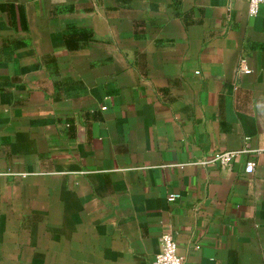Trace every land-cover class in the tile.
I'll return each instance as SVG.
<instances>
[{"label":"crops","instance_id":"0c3cea01","mask_svg":"<svg viewBox=\"0 0 264 264\" xmlns=\"http://www.w3.org/2000/svg\"><path fill=\"white\" fill-rule=\"evenodd\" d=\"M164 232L264 264V4L0 0V264H152Z\"/></svg>","mask_w":264,"mask_h":264},{"label":"built area","instance_id":"2783aa9c","mask_svg":"<svg viewBox=\"0 0 264 264\" xmlns=\"http://www.w3.org/2000/svg\"><path fill=\"white\" fill-rule=\"evenodd\" d=\"M247 13L249 16H255L264 0H246ZM250 67L244 57H240L237 65V73L248 74ZM198 73V72H196ZM236 151H219L211 154L209 157L199 161V164L218 163L221 166L228 167L237 156ZM254 171V162L247 161L244 166V172L250 174ZM175 194L168 197L169 201L174 200ZM161 249L154 256L152 264H183V257L177 253V244L171 233L164 232L160 235Z\"/></svg>","mask_w":264,"mask_h":264}]
</instances>
